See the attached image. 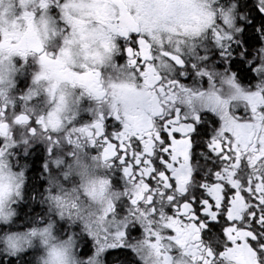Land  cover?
<instances>
[{"label":"snow or ice","instance_id":"1","mask_svg":"<svg viewBox=\"0 0 264 264\" xmlns=\"http://www.w3.org/2000/svg\"><path fill=\"white\" fill-rule=\"evenodd\" d=\"M191 36L186 48L179 52L165 49L158 62L151 48L150 56L141 55L147 37L133 27L123 36L117 59L127 61L145 91L136 93L133 102L123 99V114L120 110L101 113L86 124L52 117L56 132L47 139L43 134L48 126L42 120L31 123V135L13 137L12 149L17 154L21 149L35 152L39 148L36 141L60 145L66 140L74 146L73 155L91 145L105 166L115 171L116 186L122 180L126 185L129 181L146 185V201L126 197L111 210V217L106 213L87 223L88 235L80 237L82 256L95 248L105 264H114L117 257L127 264L121 254L131 246L145 264L151 250L163 255V264H171L168 245L175 242L190 256L191 264H264V153L255 155L261 151L255 136L244 139L227 128L217 132L215 113L221 107L227 110L228 101L206 103L205 110L193 108L191 112L180 106L207 95L182 84L196 78L210 86L220 76L230 83L252 85L258 80L261 83L249 90L264 97V0H232L228 7L220 5L210 22ZM149 65L153 75L146 80ZM181 93L183 98L178 99ZM233 119L240 124L258 121L264 126V104L246 106ZM52 135L58 137L54 142ZM5 137L0 135V151L8 147ZM241 142L246 144L243 150ZM48 152L54 155L55 148ZM157 221L166 236L152 235ZM181 228L191 229L190 240L182 238ZM133 233L156 243L146 245L149 251L138 250L135 245L140 241ZM205 238L209 243L201 247ZM237 252L241 258L236 257ZM7 257L0 253V264H15Z\"/></svg>","mask_w":264,"mask_h":264},{"label":"clouds","instance_id":"2","mask_svg":"<svg viewBox=\"0 0 264 264\" xmlns=\"http://www.w3.org/2000/svg\"><path fill=\"white\" fill-rule=\"evenodd\" d=\"M53 7L59 15L52 13ZM64 17L61 0H0V123H6L11 133L4 138L8 147L0 151V226H3L0 230V253L17 258L31 252V264H92L93 258L95 264H105L102 254L97 255L95 248L88 256L81 255L83 245L80 237L88 235V221L80 218L77 209L88 207L89 212L85 215L94 219L106 213L111 217V210L124 198H130L133 189L116 186L102 158L87 146L73 155V144L63 137H60L64 140L60 145L44 144L41 179L45 183L39 196L33 194V199L46 209L44 215H37L36 223L31 227L22 231L11 230L13 218L19 214L18 206L24 202V189L28 182V168L18 166L11 151L16 143L13 139L16 129H23L22 137L26 132L31 135L33 121L42 120L47 124L49 113L62 122L71 121L87 105L96 106L97 110L91 113L95 119L110 107L112 96L118 95L133 102L136 94L132 87L141 86L127 61L120 63L115 60L117 53L120 55V38L112 36L109 41L99 30L90 31L79 21L71 24ZM168 19L158 17L155 23L159 27ZM21 34H27V38ZM192 39V36L177 37L161 32L152 39V43L157 48L179 52ZM253 55H258V52L254 51ZM56 59L63 60L73 72L95 71L102 81V85L96 84V89L103 87V92L90 91L63 72L41 75L44 64ZM107 61L125 69L126 79L114 80L110 75L105 78V68L111 66ZM206 93L198 100L199 103L217 101L215 94ZM41 96L47 106L38 111L31 105ZM18 116L23 118V122L17 120ZM55 132V128L48 127V132L43 135L47 139L48 134ZM57 139L52 135L53 142ZM50 147L55 148L54 155L49 154ZM77 165L84 171L74 173ZM57 184L65 190L56 188L53 191ZM12 205H17V208ZM126 212L127 209L117 219ZM61 224L64 225L62 229ZM140 238L150 241L142 234ZM127 250L140 264H145L131 246ZM151 257L150 264H163V255L157 256L155 250H151ZM172 261L176 264L175 257ZM114 264L125 262L117 259Z\"/></svg>","mask_w":264,"mask_h":264},{"label":"flooded vegetation","instance_id":"3","mask_svg":"<svg viewBox=\"0 0 264 264\" xmlns=\"http://www.w3.org/2000/svg\"><path fill=\"white\" fill-rule=\"evenodd\" d=\"M169 1L171 0H161V3L166 5ZM61 3L64 5V18L69 23L75 25L76 22L79 21L81 25L90 31L95 32L96 30H99V33L103 34L109 41H111L112 36H116L120 38L122 43H124L123 36L128 31H131L133 27L141 29L147 37L143 47L140 50L141 55L150 56L151 53L149 52V49L151 48L156 53L158 62L160 59V54L163 53L164 50L153 45L152 39L154 37L158 36L161 32H169L175 34L177 37L191 36V34L201 31L210 22L211 16L215 14L216 11H218L220 5L228 7L231 4L229 0H203L205 10L201 13L197 11L191 17V20L188 23L187 21L181 20L180 12L176 13V18L173 20L172 15L166 11H155V9L149 5V0H66V2L65 0H61ZM51 11L54 15H59L55 7H53ZM158 17H168L169 19L168 22L157 27L155 21ZM21 35L27 38V34ZM117 56H119L118 53L115 56V60L120 61V63H125L124 60H118ZM218 62L219 61H217V63ZM107 63L111 66L105 68V78H108L110 75L114 80L126 79L125 69H121L119 65L111 64V61H107ZM218 71L222 72L223 69ZM54 72H63L71 76V78L75 79L77 83L88 88L90 91L103 92V87L96 89V84L99 82L102 85V81L96 72L91 69H87L84 72H73L70 67H67V65L64 64L63 60L56 59L50 63L46 62L44 64L41 75L49 76ZM152 75V66L149 65L146 69V80L151 79ZM137 82L141 86L139 88L133 86L132 91L135 94L144 92L145 89L143 84L139 80ZM259 83L261 82L258 80L253 81L252 85H249L247 82L237 81H232L230 83L229 79L224 76L218 77L214 86H210L200 78L190 81H182V84H184L185 88L191 89L192 91L212 92L216 95L218 103L222 104L223 101H228L227 110L221 107V109L215 113L219 121L217 125V132L222 133L225 128H227V130L233 131L234 134L237 132L241 133V136L244 139H246L248 135H254L261 150L260 152L255 153V155L264 153V126L260 125L258 121H245L243 124H240L233 119V116L237 114V112L243 113L246 106L250 107L253 103L258 105L264 104V97H261L258 92L254 93L249 90L251 87H254ZM182 98L183 94L181 93L178 99ZM198 100L199 99L193 98L190 105L188 103H181L180 106L185 112H191L193 108L205 110V104L199 103ZM122 101L123 99L120 96H112L110 107L105 108L103 113H115L117 110H120L123 114ZM31 106L38 111L43 109L47 106L45 104V98L41 96L39 100H34ZM237 109H239V111H237ZM96 110V106L87 105V107L82 109L81 112L78 113L73 119L83 120L81 123L86 124L89 119H93L91 113ZM17 120L23 122V118L20 116L17 117ZM46 125L48 127L55 128V120L52 118L51 113H49V119ZM73 127L79 126L74 125ZM0 135H11L6 123H0ZM15 135L17 138H22L23 129H16ZM81 142L83 143L82 138ZM36 143L39 145V148H37V150L31 154L25 153L23 150L17 154L15 150H11L14 161L18 162V166L28 168V182L24 189V202L18 206L19 214L13 218L12 223V226L14 228H18V230L31 227L34 223H36V216H43L46 211L40 202H37L33 199V194L39 196L40 193H42L45 183L44 180L41 179L43 173L42 165L45 160L44 143L41 141H36ZM85 146H87L88 149H91V145ZM245 147L246 144L241 142L240 149L243 150ZM253 147H256V145H253ZM62 150L63 145L60 151L62 152ZM248 151L251 152L252 149L249 148ZM22 156H26L27 158L21 159ZM29 165H31V167H28ZM83 171L84 169L80 165L74 167V173ZM246 171L247 169H245V172ZM108 172L113 175V178L119 179L116 177L115 171L108 169ZM119 187L122 189H133L131 192V197L144 199L145 201L148 199V196L146 195V185H143L142 182L133 184L131 181H129L126 185L122 180ZM56 188H59L61 191L65 190V188L60 184H57L53 188V191H55ZM12 207L17 208V205H12ZM88 212V207H82L80 210V214L83 215L88 222H90L94 220V217L86 216L85 213ZM118 221L119 219H117V222ZM137 226L139 227L140 225ZM156 227L157 231L153 232L152 235H167V233H163L162 229L159 228V221L156 222ZM60 228H64V225L61 224ZM180 232L183 234L182 238L185 241L191 239V229L181 228ZM133 237L134 239H138L140 241V243L135 245L138 250L143 249L146 251L147 244L156 243L154 240L148 241L146 239H141V233H133ZM164 243L167 244V240H165ZM208 243L209 241L205 238L201 247L207 246ZM121 255L124 257V260H126L127 264H140V262L133 257L130 251H126ZM168 255L171 257V264H173V257H175L176 264H186V261H190L191 264L190 256L185 254L183 247L175 244V242L168 245ZM31 257L32 253L29 252L23 256L22 259L11 257H7V259L13 260L15 264H31ZM236 257L241 258V254L237 252ZM151 258V255L148 256L146 261L148 264H150ZM116 259H120V257H117Z\"/></svg>","mask_w":264,"mask_h":264},{"label":"rangeland","instance_id":"4","mask_svg":"<svg viewBox=\"0 0 264 264\" xmlns=\"http://www.w3.org/2000/svg\"><path fill=\"white\" fill-rule=\"evenodd\" d=\"M149 5L155 9V11L158 10H164L170 15H172V19L175 20L176 13L180 12L181 14V20L187 21L188 23L191 20V17L199 11L201 13L205 10V6L203 4V0H171L167 2L166 5L161 3V0H149ZM0 230H3V226H0ZM12 231H22L18 230V228H14L11 225Z\"/></svg>","mask_w":264,"mask_h":264}]
</instances>
